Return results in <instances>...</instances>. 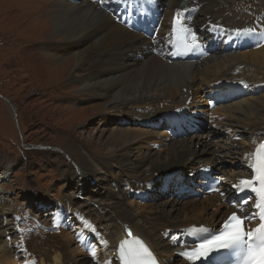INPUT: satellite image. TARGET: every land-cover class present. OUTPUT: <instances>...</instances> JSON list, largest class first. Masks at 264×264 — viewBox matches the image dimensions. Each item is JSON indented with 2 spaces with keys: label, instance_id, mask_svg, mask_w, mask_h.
<instances>
[{
  "label": "rangeland",
  "instance_id": "374dc122",
  "mask_svg": "<svg viewBox=\"0 0 264 264\" xmlns=\"http://www.w3.org/2000/svg\"><path fill=\"white\" fill-rule=\"evenodd\" d=\"M57 1L60 0H0V225L2 222L5 224L0 226V238L3 239L0 242V264H38L40 258L30 254V248L40 252L49 248L38 244L39 236L35 235L39 233L61 237L65 256L69 253L72 257L69 263L65 257L64 264H79L82 261L76 260L82 257L87 259L86 263L98 264L97 256L102 257L106 245L110 244L102 233L114 231L112 223L117 213L133 216L141 212L138 218L142 221L139 223L146 216L168 215L169 220L179 217V220H170L175 228L170 226L172 228L163 229L157 226L155 230L157 236H161L159 240L163 239L162 242L167 241L173 246L183 231V227L178 226L183 214L190 216L191 212L202 210L206 214L207 210L210 213L216 209L204 200L212 195H220V192L207 194L202 191L197 173L203 167L201 163H215L212 152L219 148L222 155L218 159L226 163V170H238L243 162L239 161V150L242 147L244 149L254 138L251 130L260 128L263 123L264 86L252 87L251 93H248V88L241 93L228 95L222 91L220 94L216 92L218 98L211 100L214 96L209 94V90L213 85L209 87L201 81L204 71L203 65H199L197 79L193 80L199 87L191 90V96L186 94L184 99L180 97V103L168 99L155 102L154 106L146 105L149 116L145 118L133 115L131 110L129 112V109L121 108L120 105L112 107L110 103L114 92L94 97L73 78V68L68 62L76 55L74 49H82V44L73 46L67 52L61 51L62 54L48 52L52 45L57 47V43L64 42V37L60 36L58 30H54L51 22V12ZM75 1H79L77 5L83 2L72 0ZM109 1L116 7L115 17H111L119 23L126 12L130 13L125 15L127 23L132 18V12L137 17H145L147 11L157 7L161 13L164 8L160 0H125L123 3L119 0ZM263 11L264 0H233L231 4L221 2L214 14L238 25L251 26L258 18L256 16ZM145 19H138L141 27L136 24L129 30L151 37L155 30L145 28L147 22H151L150 17ZM150 47L148 54L151 53ZM128 50L131 55L125 61L131 67H136V61L147 57V53L140 47L134 50V57L132 48L128 46ZM253 51L249 45L236 52L244 53L241 57L246 63L245 59ZM50 57L55 60H50ZM253 62H260L261 68L264 66V59ZM133 74L128 77L134 78ZM245 75L253 80L257 78L251 76L249 71ZM183 89L185 92L186 87ZM255 89L260 90L254 92ZM221 102L226 107L229 105L225 114L216 109L223 106ZM126 105H131V102ZM173 116L177 118L173 120ZM212 123L214 126H211ZM176 131L181 132L176 134ZM122 133L123 137L131 136L128 138L130 142L123 144L117 138L112 140L113 136ZM194 136L195 140L189 141ZM204 139L209 142L207 146L199 143ZM172 150L178 152L177 157H180L177 160L173 155L166 157ZM227 151L232 154H227ZM117 160H127L126 165L132 166L128 174H120ZM84 162H87V166ZM79 163L92 172L87 171L85 179L79 175L81 170L76 169ZM132 173L140 174V177H136L139 182L128 184L127 181L131 179L124 175L132 176ZM140 184L143 185L137 190V197H134L130 190ZM127 186L129 189H126ZM122 189L127 190L125 195L115 192ZM109 190L114 200L106 198L109 197ZM69 197L75 199L76 203L70 207L71 210L66 211L65 216L58 213L64 225L60 228L54 223L55 215L60 210L58 202L67 201V205H72ZM115 197L128 200L124 202ZM131 201L133 204H130ZM174 201L186 202L176 208ZM219 201L214 204L219 205ZM168 203L173 205L174 212ZM104 205L109 213L101 210ZM78 218L81 221L85 219L89 224L88 232L80 229ZM115 221L122 228L124 225L129 228L128 223L119 219ZM91 226L93 232L90 231ZM41 245L43 248H39ZM161 258H166L165 252ZM167 258L173 259L170 256ZM176 259L173 261L181 260Z\"/></svg>",
  "mask_w": 264,
  "mask_h": 264
},
{
  "label": "bare ground",
  "instance_id": "6f19581e",
  "mask_svg": "<svg viewBox=\"0 0 264 264\" xmlns=\"http://www.w3.org/2000/svg\"><path fill=\"white\" fill-rule=\"evenodd\" d=\"M62 1L63 0H60L55 3L54 9L51 12V22L54 30H58L60 32V36L64 37H62L64 42L62 44L57 43L59 44V46L57 47L52 45L49 48L48 52H51L53 54H62L61 51L67 52L71 50L73 46H79V44H82V49H74V54H76L75 57L69 59V62L66 61L73 68V78L80 84H82V89L89 90L90 94L94 97L105 96L107 92H114V97L111 98L112 101L110 103L111 105L113 104L112 107H117L118 105H120L121 108L129 109V112L131 110L133 115L135 114L138 117L142 118L144 116L146 117L149 114V111L146 110V105H149V107L154 106V104H156L155 102H165L168 99H170V101H173L174 99L175 102H179L180 99L186 97V94H189L191 96L192 89L195 90L199 87L193 81L195 80V78L197 79V72L199 71L197 70V66L199 65H203L204 71V74L201 76V81L206 82L209 87L213 85L210 91L215 88L218 94L222 92H225L226 95L232 93H241V91L244 89L232 84L233 82L231 83L230 79L236 76L244 77L247 71H249V74L251 76L257 77L254 80L253 78L245 77L248 79L247 82H251L252 87H254L253 84H256L258 80H260V83L264 86V72H262V68H264V66H262L261 68L259 67L261 65L260 62H253V60L264 59V11L259 15L256 23H253L251 26H249L250 28L245 29L249 30L247 35L238 36L236 33H229L225 29H223V27L230 28V26L237 27L238 25L232 24L233 22L231 23L228 18H220L214 14V10L220 7L221 2L231 4L233 0H184L187 4V9L183 12L180 11L179 17L186 27L188 40L193 43V37H195V43L198 44L199 47L195 51H192V55L187 59L172 61L173 59L178 58L171 57V29L169 27L170 19L168 20V18L172 11H174V8L179 5V2L181 0H160L161 6L164 4V8L161 13L156 7L157 10L155 8V10L153 11H147L146 13H144L146 15L145 17H137V15L133 14L132 18L127 21V23L126 16H124V19L121 21L122 24L126 23L124 25L117 21H114L113 18L106 13L105 8H103V4L109 5L113 3L112 1L102 0L100 3H98L94 0H83V2L79 5H77L79 1ZM119 1H121V3L125 2V0ZM119 10H121V8H119ZM127 13L129 12H126V14ZM106 15H108V17ZM147 17H150L151 22L148 21L145 25V28L149 27L152 30H155L151 37H146L145 35L136 33L137 31L135 32V30H129L131 26L134 27L136 25L134 21L136 18L140 21H144L147 20L145 19ZM206 22L208 23V25L209 23L218 24L220 22L222 24V28L217 30L210 29V27L207 26ZM149 45H151L150 54L147 53ZM249 45H251V48H253V50L255 51L249 53V57L245 59V63L244 58L242 59L241 57L244 53H237L236 51L241 47ZM128 46L132 48L133 57L135 56L134 50L137 47L142 48L147 53V57L145 59L136 61L134 63L136 67L129 66L125 61V58L131 55L128 50ZM202 47L204 50L202 49ZM118 58L119 62H117ZM50 60H55V58L50 57ZM241 63L244 65V67L239 71L240 74L234 75L233 71L236 70L237 66ZM29 65L31 66V64ZM245 67L247 70H245ZM133 72L135 74L134 78H129L128 75ZM259 74L261 76H259ZM164 82L166 83L161 86V84H163ZM184 87H186L187 89L186 92H184L183 90ZM128 102H131V105H126V103ZM220 104H222L223 106H218L219 108L217 107L216 109H218L221 114H225V111L229 108V105L228 107H226L224 106L223 102H221ZM107 109L114 110L111 108H106V110ZM174 117L177 118V116H173V120ZM261 119L263 120L261 127H257L251 130L254 138L247 143V146L244 149L242 147V150H239L238 152L241 156V159L239 161H243L240 165L241 167L238 165V170L228 171L224 168V165L226 163L221 161V158H219L221 160L218 159V157L222 155L219 152L221 151L220 148L218 149V151H214L213 149L212 153L216 160L215 163H213L212 161H208L209 163H201V165L203 166H215L213 167L215 171L213 179L218 181L216 187L218 188L217 192H220V195H212L205 198L204 201L210 206H214V208L216 209H213V211L210 213L207 210L206 214L202 212L203 210L199 212L193 211L191 212L190 216H188L187 214H183V217L178 223V226L180 228L188 225H201L209 228H214L232 209L229 208V204H231L230 207H234L232 204L233 202H235L234 200H238L240 201L239 204H243V202L241 201L247 196L245 194H248V190L242 183V181H244L245 179L240 178L239 176H242L247 172L250 173V168L253 167L249 163L247 154L252 150H256L258 145H260L261 140L264 138V113L261 115ZM130 137L131 136L123 137L122 133L118 134L117 136H113L112 140H114V138H117V140H121L123 144H127L128 142H130L128 141V138ZM195 137L196 136L190 138L189 141L195 140ZM199 143H202V146L203 144L207 146L209 142L207 139H204ZM169 152L166 154V157L169 155H173L175 160L180 157H177L178 152L176 153L175 150H172V153ZM228 153L230 152L227 151V154ZM252 160L254 161V163H256L257 158H254ZM117 162H119L116 164L118 165L119 172H121L120 174H128L129 170H131L132 168V166L126 165L128 161L126 160L125 162H123L117 160ZM84 164L86 165L87 162H84ZM84 164H76L77 171L81 170L79 175L82 176V179H85L87 171L92 173L90 170L86 169L87 165L85 166ZM136 175L137 174L133 175L132 173V176L124 175V177H128V179H131V181H127L128 184H133L134 181L137 183L139 182V179H137L136 177H138L140 174L137 176ZM221 175H223V177ZM142 185L143 184H140L139 187H134L132 190H130L134 197H137V190H139ZM234 186L242 188V191H239L238 189L236 190ZM247 186L259 190L261 188V183L259 179H256L252 184H248ZM126 189H129L128 186ZM126 189H122L121 191L117 190L115 192H119V194L124 193L125 195L127 193ZM107 193H109V197L106 196V198L112 199L113 193L110 190L107 191ZM221 197H226L227 201L229 202H227L226 205L223 203L215 205L214 203L218 202ZM115 199H119L124 202H127L128 200H122L119 197H115ZM251 200L255 205H257V202L259 201V198L254 191ZM248 201L249 200L247 199L246 203ZM70 202L72 205H67V201H63L62 203L58 202L60 210H58L55 215L56 221H54V223L59 225L60 228H63L64 225L61 223L58 213H60L62 216H65L66 211L71 210L70 207L72 208L74 206L73 203H76V200L71 197ZM183 203H176L175 201L173 202L176 208H179V205H182ZM130 204H133V202L131 201ZM169 206L172 211L173 205L169 204ZM101 210H105V212L109 213L108 209H106V205H104ZM248 210V207L245 208V211ZM114 212L116 213V211ZM175 212L177 213L178 211L176 210ZM124 214L125 216H121L117 213L115 217V214L113 213L112 216H114L116 219L121 220L122 222L128 223L129 228H122L118 223H116V219L114 218V222L112 223V228H115L114 231L109 234L104 233L105 231L102 233L105 234V237L110 241V244L108 243L106 245V250H104V254H102V257L101 255L97 256V258H99L98 264H100V261L102 264H123L121 260L125 259L126 257L122 254L121 245L126 244L127 247L134 246L137 241L129 238L133 235L136 238H140V240L144 241L150 246L160 264H186L182 260L174 262L173 259H176L172 252L174 250V245L172 246L167 241L162 242L163 239L159 240L161 239V236H157V234L155 233L157 226H160L163 229H166L167 227H174L170 224V220H179V217H172L169 220L170 216L168 215H165L166 217H149L145 215L146 217H144L143 224V222L139 223L142 221V219L138 218L141 216V212L134 214L133 216L126 213ZM74 216V219L76 220V215ZM108 217L110 219V215ZM78 222L80 224V229H84L85 232H88L89 229L87 226L89 224L85 221V219L84 221H81L79 219ZM4 225L5 224L2 222V225L0 226ZM92 229L93 227L90 231H92ZM43 234L39 233L38 235H35L39 236V240L37 242L38 244L48 246L49 248L47 250L45 249L43 252H40L39 250L35 251L32 247L29 250L30 254H34L40 258V264H64L66 260L67 263H69L68 260L72 261V257L69 256V253H66V256L64 254L60 236L56 237L53 234ZM179 236H181L180 233ZM2 241L3 239L0 238V242ZM186 241H188V239H186L185 236L180 237L181 245L185 244ZM26 242L27 240L24 238V243L26 244ZM42 245L39 248H43ZM164 252L166 253V258L162 259L161 255H163ZM167 256H170L173 259L167 260ZM42 257L45 259H43ZM86 260V258L82 257L80 260L76 261H82L79 264H87L88 262L86 263ZM88 264L91 263L89 262Z\"/></svg>",
  "mask_w": 264,
  "mask_h": 264
},
{
  "label": "snow or ice",
  "instance_id": "6c2138e0",
  "mask_svg": "<svg viewBox=\"0 0 264 264\" xmlns=\"http://www.w3.org/2000/svg\"><path fill=\"white\" fill-rule=\"evenodd\" d=\"M249 30L237 31V35H247ZM187 51H195L199 45L195 43L186 46ZM184 54V53H179ZM261 183L259 189L260 198L264 201V171L257 177ZM242 183L249 184L248 181ZM261 207V205H257ZM251 218V217H250ZM260 219L262 223L255 229L245 231L243 225L244 220L235 212L228 217L224 223V231L217 235L212 240L204 241L199 245V248L194 250V255L197 258L209 257V254L216 249H232L244 248L243 264H264V212L261 213ZM122 254L126 257L125 264H149L145 257L150 259V264H155L154 259H151V253L141 243L137 242L134 246L125 248L121 245ZM189 259H192L190 256Z\"/></svg>",
  "mask_w": 264,
  "mask_h": 264
},
{
  "label": "water",
  "instance_id": "95a60500",
  "mask_svg": "<svg viewBox=\"0 0 264 264\" xmlns=\"http://www.w3.org/2000/svg\"><path fill=\"white\" fill-rule=\"evenodd\" d=\"M6 100V99H5Z\"/></svg>",
  "mask_w": 264,
  "mask_h": 264
}]
</instances>
